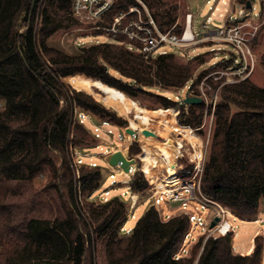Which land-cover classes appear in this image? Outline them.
<instances>
[{
  "label": "trees",
  "instance_id": "16d2710c",
  "mask_svg": "<svg viewBox=\"0 0 264 264\" xmlns=\"http://www.w3.org/2000/svg\"><path fill=\"white\" fill-rule=\"evenodd\" d=\"M235 1L244 6L252 2ZM44 2L0 0V264H95L93 234L104 232L107 264H261L260 232L249 253L233 250L232 232L205 240L200 236L185 252L190 227L185 214L164 218L162 209L151 203L126 233L127 212L119 196L91 206L89 216L82 212L80 195L91 196L103 176L101 168L90 166L85 157L79 167L73 162L75 151L84 155L99 144L78 113L88 112L98 124L106 121L119 127L127 125V119L65 79L81 74L134 98L171 106L174 102L156 91L182 86L204 59L199 53L179 63L171 50L144 58L111 37L79 43L86 34L75 37V50L65 51L47 39L60 27L79 24L70 0H48L47 6ZM134 2L116 0L112 13ZM259 18L263 29L264 0H259ZM260 59L264 67V52ZM131 60L139 66L128 64ZM206 71L198 72L196 79ZM224 86L214 110L200 190L238 214H257L264 204V84L245 78ZM232 106L238 110L232 112ZM172 108L178 115V106ZM203 108L202 103H190L181 113L190 115L187 123L199 125L202 114L197 109ZM140 151L134 142L127 155ZM45 179L42 192L54 190L58 208L51 205L56 198L49 192L45 203L50 204L52 217H30L35 205L13 198L24 184ZM150 184L144 172L137 171L128 188L136 194Z\"/></svg>",
  "mask_w": 264,
  "mask_h": 264
},
{
  "label": "built area",
  "instance_id": "2783aa9c",
  "mask_svg": "<svg viewBox=\"0 0 264 264\" xmlns=\"http://www.w3.org/2000/svg\"><path fill=\"white\" fill-rule=\"evenodd\" d=\"M115 1L116 0H70V11L77 20L91 23L92 28L99 32L97 36L105 35L114 38L116 42L121 43L127 50L139 53L144 58L166 53L168 51L166 45L168 44L178 47L197 44L198 42L216 41L211 44L208 49L209 52L213 53L210 56L212 59L209 64L210 67H215L217 63L224 62L225 71L223 74L231 72L240 79H245L253 69L254 55L250 46V40L255 35L258 26L254 25L251 31L247 29V26L250 25V19L259 18V12L252 13L254 9L252 2H250L249 7L240 4L237 10L233 8L231 11H228L220 25L212 24L211 15H207L205 21L201 24L202 29L199 30L193 28V15L191 12H187L185 15V26L180 31H175L173 29L174 26L172 28L161 27L158 20L140 0L130 4L126 9L112 13ZM206 1L207 3L211 2V0ZM209 9H212L211 3L209 4ZM90 37H92V35H88V42L100 41L99 39L92 40ZM87 41L82 39L79 43ZM196 54L199 53H194L191 56L189 54L188 57H192ZM82 76L81 74H73L67 77V81L74 88L84 90L81 83ZM196 78V76L189 78L182 86L175 90L176 94L174 98L176 101L173 102L175 106H178L176 122L180 126L187 127L192 134L199 137L196 141L195 150L198 155L195 158H190L185 154H177L175 150L169 153V160L163 159L165 163L159 173H157L158 179H160L159 174L162 175L161 181L155 183L150 197L154 198L155 203L158 205L163 196L168 198L170 202H178L179 205L182 206L178 213L185 214L190 221L189 231L200 227L201 236H204L205 240L209 235L215 236L218 234L233 233L232 223L229 220L230 217L236 218L241 222L246 220H242L238 217L236 215L238 213L234 212L228 206L208 198L200 190V180L209 145L214 110L218 102V93L216 91L209 92L211 85L206 81V76H202L198 80ZM102 86L108 87L103 83ZM108 88L112 89L113 87ZM115 90L119 95H113L109 91H98L100 92L98 101L106 107V103L111 101L115 104L109 106V108L111 107V109H116V111H118L119 108H117L116 105L122 106L127 113V125L122 127L126 142H122L121 140L116 141V148L113 150L120 149L122 152L124 150L127 152L128 146L134 142L139 145L140 150H143L140 134L141 130L146 127L145 124L142 123L140 117V115H142L140 110L142 107L140 104L137 105V103H135L131 95L118 89ZM184 90L185 94L181 95L180 93ZM185 96H198L201 98L200 103L204 105V116H210L206 128H203L205 125L203 120L199 125L193 122H186L187 116L190 115H182L181 113L182 108L187 104L183 101ZM78 116L80 122H83V118H86L87 121L92 124L93 131L97 137H99L98 131L100 130V125L108 123L106 121H101L99 124L96 123L93 115L88 112L78 113ZM132 121L134 122L132 123ZM126 127L135 129L137 138H132L133 134L127 133L125 130ZM177 135L178 136L175 137L178 138V140H183L184 135ZM178 140L177 143H179ZM191 146L194 147L193 145ZM75 154L76 160L80 164L83 163V157H94L92 154L87 155L85 153L82 155L76 151ZM138 154H136V156ZM169 161L176 166L174 168L170 167L168 164ZM89 165L96 166L97 163L92 160ZM133 169L132 167V171ZM110 176L113 177V173H110ZM114 183L115 181L112 180L111 184L114 185ZM104 194H108V191L105 190ZM106 199L107 198L104 196L103 200ZM190 201H198L201 203V206H209V216L203 219L199 214L186 210L185 206L188 205ZM130 202L132 203V201ZM155 203L153 204L156 206ZM156 208L158 209L157 206ZM215 216H218L219 220L213 227H209L211 220ZM224 225H226L225 230H223ZM189 231L185 237L189 234ZM182 250L185 251L184 248Z\"/></svg>",
  "mask_w": 264,
  "mask_h": 264
},
{
  "label": "rangeland",
  "instance_id": "374dc122",
  "mask_svg": "<svg viewBox=\"0 0 264 264\" xmlns=\"http://www.w3.org/2000/svg\"><path fill=\"white\" fill-rule=\"evenodd\" d=\"M135 2L137 0H134ZM143 2L149 11L154 15V17L158 20L163 28H172L175 31H180L185 26V15L187 12H191L193 15V28L196 30L202 29L201 24L205 21L207 15H211L212 21L211 23L214 25H220L223 22V18L226 16L228 11L231 9L237 10L240 6L236 4L235 0H211L212 9H209V4L206 0H140ZM48 0H45L44 6H47ZM254 5V9L252 13L259 12V0H252ZM250 25L247 26L248 30H253L252 27L257 25V30L255 35L250 40V46L252 48V53L254 55V66L249 75L246 77L250 79L255 84L262 86L264 84V67L262 66L260 56L264 52V28L260 29L261 27V20L258 19H250ZM79 24H74L68 27H60L54 33H52L48 39L47 43L51 46H55L57 48H61L65 51L71 52L76 49L75 37L78 35H91L96 30L92 28V24L88 22H83L78 20ZM258 33L257 39L254 41V38ZM92 40L99 39L101 41L105 40L107 36L101 35L97 37H90ZM89 38H84L87 41ZM216 41H206V42H198L197 44H191L186 46H173V45H166L168 50L174 52V56L179 63H184L187 61V58L194 53H202V57L204 62L199 64L195 67L193 72V76H196L198 72L201 70H207L205 72L206 81L211 85L209 92L216 91L219 94L222 91H226L225 84H229L232 82H237L242 80L236 77L233 73L223 74L225 71V63H217L215 67H208L210 66L211 62V55L213 53L209 52L208 49ZM117 44L122 45L121 43L117 42ZM222 45V44H220ZM214 60V58H213ZM128 64H132L135 66H139L136 61L131 60ZM146 68V67H145ZM209 68V69H208ZM227 71V70H226ZM197 77V76H196ZM195 78V77H194ZM65 80H68L67 78ZM81 83L84 87V90L92 94V96L98 100L99 93L98 91L104 90L103 88L109 89L113 95H119V93L115 90L116 88H108L103 87L100 81L82 76ZM68 82V81H67ZM102 86V87H101ZM176 89L168 88V90H157V93L163 94L170 98L172 101H176L174 95ZM181 95L185 94V90L180 93ZM132 97V96H131ZM135 103L140 104L142 107L140 115L142 119V123L150 126L154 130H161V133H156L155 135L145 136L140 134V140L143 139L144 143V150L150 147H154L156 153L154 155L155 158H159L160 154H165L166 157H169V153H171L172 145L169 144V139L173 140L169 134L176 139L174 135L171 134L169 126L166 124L168 120H160L161 118H170L172 116L170 110L167 109L166 114H156L153 115V118H149L151 116L150 111L147 109H155L157 107L167 108L173 107L174 104L171 106H162L159 104H152L148 98L146 97H138L134 98ZM107 104V108L109 106L115 104L109 101ZM110 104V105H108ZM118 111L114 109L119 115L126 118L127 113L126 110L122 106L116 105ZM111 108V107H110ZM138 108V106H137ZM147 108V109H146ZM232 112L237 111V107L232 106ZM139 112V111H138ZM175 112V111H174ZM197 112L202 114V120L205 122L203 128H206L208 119L210 116H204V108L203 110L197 109ZM176 114V113H175ZM83 122L90 126L93 129V126L86 118H83ZM134 121H132L133 123ZM12 124H17L16 121L11 122ZM161 126H160V125ZM110 126V127H109ZM106 128V129H105ZM201 128V129H203ZM169 130V131H168ZM109 131V132H108ZM108 132V133H107ZM99 144L93 148L88 149L87 155L92 154L94 157L92 159L89 156L85 157V160L95 161L97 165L101 168L103 181L99 188H97L91 196L84 197L80 195L79 197V205L81 207L82 212L89 216V210L91 206H97L101 200H103L104 196L107 199H110L114 196H119L125 202V211L127 212V219L124 224V231L128 233L138 222L139 218L143 215L146 208L151 204L155 203L154 198L150 197L152 195V190L157 181H161L162 175L159 174L160 179L157 177V173H159L160 169L162 168L163 164L161 160L154 162L150 175V168L148 161L144 159L142 150L140 151V155L137 156H128L126 150L123 151L124 154L128 158H135L139 160V163L136 161L131 163V168L128 172L123 171L119 165H111L108 162V157L111 152H113L116 148V141L121 140L122 142H126L125 134L123 133L122 127L112 125L110 123L100 125L99 130ZM164 133L167 134V140L162 141L165 139ZM132 138H137V134L134 133ZM139 138V137H138ZM159 150V152H158ZM142 152V153H141ZM75 152L73 155V162L74 164L79 167L80 163L77 162L75 157ZM143 158H141V157ZM157 158V159H158ZM144 160V161H143ZM148 163V164H147ZM118 166V167H117ZM132 167L134 168L132 171ZM143 171L146 178L151 183L148 188H146L141 193H130L128 188V183L130 180V176L133 172ZM149 171V172H148ZM110 173H113V177L110 176ZM156 173V174H154ZM157 177V179H156ZM114 180V185L111 184V181ZM47 180L41 182H35L33 185L24 184V188L20 189L21 193L16 194L13 200H20L22 202L26 201L28 205H35V210L31 211L28 216L30 217H52L50 212V204L45 203V199L47 197V193H51L55 196L56 194L54 190L47 189V193L43 194L42 190L46 184ZM105 190L108 191V194H104ZM131 195V197H130ZM132 201V203L130 202ZM58 200L57 198L55 201H51V205L53 206L54 210L58 208ZM158 209H162V215L164 218H168V216H172L177 214L182 206L179 205L178 202H170V200L166 197H162V200L159 201V205L155 203ZM140 208V209H139ZM186 210L193 211L194 213L199 214L203 219L209 216L210 207L209 206H201V203L198 201H190L188 205L185 206ZM141 210V211H140ZM140 213V214H138ZM251 215L249 213L244 214H236L238 217L243 215ZM254 216V215H252ZM242 218V217H240ZM253 218V217H252ZM252 218H249L251 221ZM232 223V231H233V249L235 252L245 253L244 250L248 248L251 244L250 238L251 236L258 230L260 233L264 235V215L260 217L261 220L255 222H241L238 221L236 218H229ZM255 219V218H254ZM132 221V222H131ZM201 236V228L197 227L195 229H191L189 234L185 237L183 248L185 251H189L190 246L192 243L197 241V239ZM107 241V232L104 233H94L93 234V246H94V259L95 264H107L106 256H105V246ZM200 251V250H199ZM264 264V255L262 263Z\"/></svg>",
  "mask_w": 264,
  "mask_h": 264
},
{
  "label": "bare ground",
  "instance_id": "6f19581e",
  "mask_svg": "<svg viewBox=\"0 0 264 264\" xmlns=\"http://www.w3.org/2000/svg\"><path fill=\"white\" fill-rule=\"evenodd\" d=\"M188 32V31H187ZM102 83V82H101ZM102 85V84H101ZM102 87V86H101ZM103 87H106V86H103ZM114 88V87H113ZM105 90L107 89V88H104ZM117 89V88H116ZM109 90V89H108ZM136 101V100H135ZM147 109V108H146ZM167 109L168 110H170V112H171V114H172V116L170 117V118H161L160 120L162 121V120H168V122L166 123L168 126H169V128H170V132H171V134L172 135H174V136H178L177 134H182V135H184V138H183V140H178V138H173L170 134H169V136L173 139L172 141L174 142V144H175V146H173L172 147V149H171V152H173L174 150L177 152V154H185V155H187L188 157H190V158H195L198 154L196 153L197 151H195L196 150V141L198 140V136H196L195 134H192L191 132H190V130L187 128V127H185V126H180L177 122H176V118H177V114H175V112H174V110H173V108L172 107H167V108H162V107H157V108H155V109H147V111H150V113H151V116H149V118H153V115H156V114H166L167 112ZM160 125V124H159ZM161 126V125H160ZM110 127V126H109ZM145 127L146 128H148V129H150V130H152V131H155L156 133H163V132H161V130H154V129H152L150 126H147V125H145ZM106 129V128H105ZM99 132V131H98ZM154 132V133H155ZM177 133V134H176ZM167 134H165L164 133V136H165V139L167 140V136H166ZM162 140V141H166V140ZM177 140H178V142L179 143H177ZM143 143H144V141H143V139L141 138V144H142V147H143V150H142V152H143V157H144V159H146V161H148V163H149V167L148 168H150V175L152 176L153 175V173H151V170H152V167H153V163L154 162H157V161H159V160H161V162L162 163H165L164 161H163V159L164 160H169V157H166L165 156V154H160V152H159V150H158V156H159V158L157 159V158H155V153H156V151H155V149H154V147H150V148H147L146 150H144V146H143ZM191 145H193L194 147H192ZM141 152V153H142ZM153 153H154V155H153ZM141 157V156H140ZM142 158V157H141ZM143 159V158H142ZM144 161V160H143ZM147 163V164H148ZM168 164L170 165V167H172V168H174L176 165L174 164V163H172V162H168ZM118 167V166H117ZM170 170H171V168H170ZM154 174H156V173H154ZM140 209V208H139ZM141 211V210H140ZM138 214H140V213H138ZM242 220H245L244 218H241ZM230 220V219H229ZM132 222V221H131ZM226 229V225H224L223 226V230H225Z\"/></svg>",
  "mask_w": 264,
  "mask_h": 264
},
{
  "label": "water",
  "instance_id": "95a60500",
  "mask_svg": "<svg viewBox=\"0 0 264 264\" xmlns=\"http://www.w3.org/2000/svg\"><path fill=\"white\" fill-rule=\"evenodd\" d=\"M249 6H250V1H247L246 7H249ZM183 101L187 104L200 103L201 98L198 96H185L183 98ZM125 130L129 134H134L136 132L135 129L130 128V127H126ZM141 132L145 136H148V135L154 136L155 135V133L152 130L147 129V128L142 129ZM169 144H171L172 146H175L174 142L170 139H169ZM134 160H135L134 158H127V156L120 149H117V150L111 152L109 157H108L109 164L119 165V167L125 172H128L130 170V164L132 162H134ZM218 220H219V217L215 216L211 220L209 227H213Z\"/></svg>",
  "mask_w": 264,
  "mask_h": 264
},
{
  "label": "crops",
  "instance_id": "0c3cea01",
  "mask_svg": "<svg viewBox=\"0 0 264 264\" xmlns=\"http://www.w3.org/2000/svg\"><path fill=\"white\" fill-rule=\"evenodd\" d=\"M104 89V88H103ZM101 91H109V90H101ZM110 92V91H109ZM111 93V92H110ZM111 94H113V93H111ZM92 125V124H91ZM169 131V130H168ZM91 159H92V157H91ZM251 215H254L255 217H253L251 220L252 221H249V218H246V217H244V219L246 220V221H243V222H255V221H258V220H261L260 219V217L261 216H263L264 215V204L262 205V207H261V209H260V212H258L257 214H251ZM255 218V219H254ZM257 233H259V231L257 230L252 236H251V238H250V241H251V244H250V246L248 247V248H246L245 250H244V252L245 253H249L251 250H252V247H253V238H254V236L257 234ZM233 249H235L234 248V246H233ZM263 255H264V251H263ZM262 260H263V257H262ZM262 263V262H261Z\"/></svg>",
  "mask_w": 264,
  "mask_h": 264
}]
</instances>
